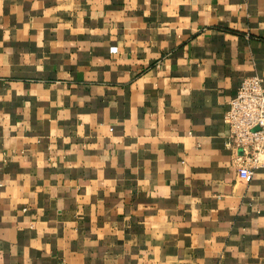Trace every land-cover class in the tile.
I'll list each match as a JSON object with an SVG mask.
<instances>
[{
  "label": "crops",
  "instance_id": "crops-1",
  "mask_svg": "<svg viewBox=\"0 0 264 264\" xmlns=\"http://www.w3.org/2000/svg\"><path fill=\"white\" fill-rule=\"evenodd\" d=\"M253 74L264 0H0V264H264Z\"/></svg>",
  "mask_w": 264,
  "mask_h": 264
},
{
  "label": "built area",
  "instance_id": "built-area-1",
  "mask_svg": "<svg viewBox=\"0 0 264 264\" xmlns=\"http://www.w3.org/2000/svg\"><path fill=\"white\" fill-rule=\"evenodd\" d=\"M227 145L235 151L242 180L250 182L264 160V81L259 74L245 77L225 115Z\"/></svg>",
  "mask_w": 264,
  "mask_h": 264
}]
</instances>
